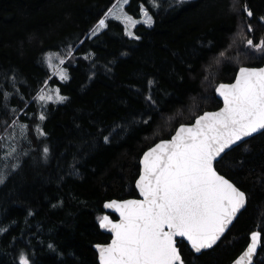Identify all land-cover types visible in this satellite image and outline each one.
<instances>
[{
  "label": "trees",
  "instance_id": "16d2710c",
  "mask_svg": "<svg viewBox=\"0 0 264 264\" xmlns=\"http://www.w3.org/2000/svg\"><path fill=\"white\" fill-rule=\"evenodd\" d=\"M115 2L0 0V161L10 146L17 150L7 167L0 162V174H7L0 185V228L8 229L0 234V264H18L22 250L34 264H99L94 247L111 238L100 230L98 217L108 201L139 198L135 184L143 153L181 123L219 110L215 88L233 83L239 67L264 65V55L246 49L237 34L251 23L248 35L254 42L264 39V0H184L173 7L163 0L154 26L135 28L140 40L125 36L123 26L111 20L106 31L91 36L98 17ZM140 3L130 0L126 12L141 19ZM69 45L78 51L61 66L69 69V80L59 83L45 54ZM221 50L232 61L210 67L213 53ZM55 83L68 100L43 106L34 100ZM149 92L163 116L153 113L144 125ZM41 111L44 121L38 119ZM21 123L29 125L31 144L21 135ZM121 123L127 134L104 143L98 129ZM37 124L46 136L36 132ZM44 146L50 150L47 160ZM216 167L246 193L247 207L213 249L196 255L180 241L185 264H231L253 231L262 236L254 264H264V134L227 152Z\"/></svg>",
  "mask_w": 264,
  "mask_h": 264
},
{
  "label": "snow or ice",
  "instance_id": "6c2138e0",
  "mask_svg": "<svg viewBox=\"0 0 264 264\" xmlns=\"http://www.w3.org/2000/svg\"><path fill=\"white\" fill-rule=\"evenodd\" d=\"M129 2L116 0L101 14L103 18L98 17L91 36L106 31L111 20L123 26L125 36L140 40L141 37L133 29L140 23L151 27L155 10L164 6L163 0H150L147 5L141 0L139 11L142 20L126 12L125 6ZM183 3L184 0H169L168 7ZM243 11L248 17L253 16L247 5ZM253 31L252 24L248 23L246 29L237 34L242 36L246 49L264 55V39L254 42V38L248 35ZM83 42L80 41L81 44ZM208 47L211 49L214 45L210 43ZM76 51L74 45H69L62 52L45 54L47 67L58 75L61 82L69 79L68 70L61 66L72 60ZM90 55L85 54L83 59L88 60ZM213 57L210 67H222L233 59L227 50L219 51L218 55L213 53ZM152 83V80L148 81L149 85ZM215 93L223 99L222 108L203 111L190 125L181 123L170 138L161 139L143 153L140 161L142 171L135 184L142 199L112 200L104 204V208L118 213L119 220L114 221L109 215L98 217L99 227L112 234L111 243L95 245L99 264H185L177 238L187 241L195 253L210 249L245 208L246 193L222 175L216 166L224 158L222 154H227L226 149L256 133L264 134V67H239L235 82L219 83ZM2 99L7 107L8 96L4 95ZM68 99L59 87L54 89V94L41 89L34 97L42 106L46 101L61 104ZM146 100L149 111L143 114L146 118L140 121L144 125L153 120V113L163 116L162 107L151 92ZM38 119H46L44 111L40 112ZM20 128L22 137L31 144V138L26 135L29 125L21 123ZM127 129L128 126L121 123L107 131H98L107 144L116 136L124 137ZM36 132L39 136H46L38 124ZM16 152V148L10 146L0 162L7 167L8 159ZM49 153V148L44 146L45 160ZM22 154L27 155L26 152ZM16 159L19 161L18 155ZM17 167L19 163L11 165L13 169ZM6 179L7 174H0V185ZM7 231L6 227L0 228V234ZM250 240L246 251L235 264H253V257L261 247V232L253 231ZM48 248L55 251L53 244H49ZM18 264H34V261L22 250Z\"/></svg>",
  "mask_w": 264,
  "mask_h": 264
},
{
  "label": "water",
  "instance_id": "95a60500",
  "mask_svg": "<svg viewBox=\"0 0 264 264\" xmlns=\"http://www.w3.org/2000/svg\"><path fill=\"white\" fill-rule=\"evenodd\" d=\"M261 67H264V65L261 66ZM237 73H238V72H237ZM234 82H235V80H234ZM234 82H233V83H234ZM215 94H216L217 99L221 101V103H222V107H223V99H222V97H219V95H218L217 93H215ZM222 107H221V108H222ZM217 111H218V110H217ZM258 134H261V133H256V134H254L252 137L257 136ZM252 137H247V138H245L244 141L239 142L238 145H234V146H232L231 149H226V153L229 152V151H231L232 149H234V148H236V147H238V146L244 144L246 141H248V140L251 139ZM222 155L224 156V154H222ZM142 157H143V156H142ZM141 160H142V158H141ZM141 171H142V165L140 164V173H141ZM137 180H138V179H137ZM136 189H137V188H136ZM137 192H138V195H139V190H138V189H137ZM137 199H142V197L139 195V198H137ZM117 201H123V200H117ZM108 202H110V201H108ZM108 202H107V203H108ZM247 202H248V200H247ZM246 207H247V203H246L245 208H246ZM245 208H244V209H245ZM244 209H242L241 212L237 215V218L239 217V215L242 213V211H243ZM104 212H105L104 215H109L110 218H112V216L116 217V220H114V219L112 218L114 221H118V220H119V215H118V213H115L112 209H106V208H104ZM237 218L233 221V223H232L231 225H229V227H228V229L226 230V232L224 233V235L221 237V239H220L219 241H217V243H216L215 245H213L212 248H210V249H204V250H202L200 253H195L193 250H191L190 245H188L187 241H181L180 238H177V239H178L179 242L181 241V242L186 243V244L189 246L190 250H191L193 253H195L196 255H200L202 252L209 251V250L213 249L214 247H216V246L218 245V243L223 239V237L227 234V232L230 230V228L232 227V225L234 224V222L237 220ZM99 228H100V227H99ZM100 230H101L103 233H105L106 235H108L110 238H112V234H111L110 232H108V231L105 230V229H101V228H100ZM250 237H251V236H250ZM250 242H251V240H250ZM250 242H249V243H250ZM109 243H111V240H110ZM109 243H107V244H109ZM246 248H247V247H246ZM261 248H262V236H261V247H258V249H257V255H258L259 251L261 250ZM94 250H95V252H96V254H97V257H98V263H99V254H98V252H97L96 247H94ZM245 251H246V249L242 252V254H241L240 256H242L243 253H244ZM257 255H256V256H257ZM240 256H239L238 258H236V259L234 260V262H232L231 264H235V261L238 260V259L240 258ZM256 256L253 257V264H254V260H255ZM182 258H183V257H182Z\"/></svg>",
  "mask_w": 264,
  "mask_h": 264
},
{
  "label": "rangeland",
  "instance_id": "374dc122",
  "mask_svg": "<svg viewBox=\"0 0 264 264\" xmlns=\"http://www.w3.org/2000/svg\"><path fill=\"white\" fill-rule=\"evenodd\" d=\"M126 7H127V5L125 6V10H126ZM143 19V17L140 19V20H142ZM141 24V23H140ZM139 25V24H138ZM137 25V26H138ZM136 26V27H137ZM146 26V25H145ZM154 26V23H153V25L151 26V27H153ZM148 27V26H147ZM151 27H149V28H151ZM135 30V28L133 29V31ZM67 69V68H66ZM68 70V75H69V78H70V73H69V69H67ZM58 80H59V78H58ZM69 80V79H68ZM67 80V81H68ZM67 81H64V82H61L60 80H59V83H65V82H67ZM56 87H59L60 88V86H59V84H57V83H55V84H52L51 86H49L46 90H45V93H48V92H53V94H54V89L56 88ZM48 103H53V102H44V104H48ZM55 104H57V103H55ZM10 139H8L7 140V142L9 141Z\"/></svg>",
  "mask_w": 264,
  "mask_h": 264
}]
</instances>
